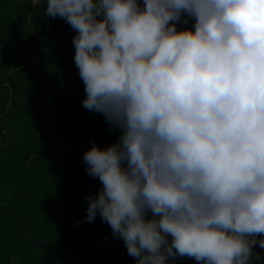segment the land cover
I'll use <instances>...</instances> for the list:
<instances>
[{"label":"clouds","instance_id":"9594fccd","mask_svg":"<svg viewBox=\"0 0 264 264\" xmlns=\"http://www.w3.org/2000/svg\"><path fill=\"white\" fill-rule=\"evenodd\" d=\"M44 11L76 32L83 107L120 133L83 155L102 187L78 223L99 214L136 264H260L264 0H46Z\"/></svg>","mask_w":264,"mask_h":264},{"label":"trees","instance_id":"16d2710c","mask_svg":"<svg viewBox=\"0 0 264 264\" xmlns=\"http://www.w3.org/2000/svg\"><path fill=\"white\" fill-rule=\"evenodd\" d=\"M32 5L0 0V264H136L99 214L78 223L86 197L102 187L83 155L120 133L83 107L75 30L46 16V0ZM254 251L264 257L259 244ZM168 264L203 262L177 256Z\"/></svg>","mask_w":264,"mask_h":264}]
</instances>
